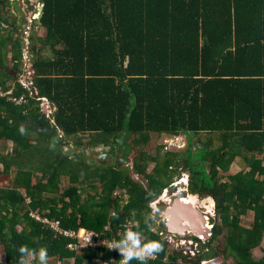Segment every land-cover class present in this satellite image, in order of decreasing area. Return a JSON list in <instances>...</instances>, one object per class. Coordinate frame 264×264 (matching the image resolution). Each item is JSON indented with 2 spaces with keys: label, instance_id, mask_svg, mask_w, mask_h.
Masks as SVG:
<instances>
[{
  "label": "trees",
  "instance_id": "1",
  "mask_svg": "<svg viewBox=\"0 0 264 264\" xmlns=\"http://www.w3.org/2000/svg\"><path fill=\"white\" fill-rule=\"evenodd\" d=\"M38 1L44 9L39 29L28 36L36 60L26 85L20 77L26 31L12 0H0V93H6L0 141L13 143V151L0 152V264L26 261L21 246L46 247L50 264L122 262L119 251L104 247L72 249L75 238L32 218L34 209L60 219L66 230L85 227L104 237L127 219L137 221L145 242L162 244L150 264L219 256L224 264H264V255L253 254L264 239V0ZM22 97L27 101L18 103ZM43 98L55 107L54 122ZM40 116L80 158L63 157L54 135L39 131ZM124 130L130 131L124 158L152 133L184 134L188 141L180 152L163 151L164 145L154 155L140 151L133 169L143 183L124 161L103 165L81 150L109 145L116 153ZM240 156L244 167L233 173ZM183 173L191 193L214 198L221 218L191 258L171 248L160 234L165 221L150 206ZM159 205L164 212L165 203ZM250 212L254 220L245 226L241 216ZM108 224L113 229L105 230ZM226 228L225 247L213 246ZM30 264H38L37 256Z\"/></svg>",
  "mask_w": 264,
  "mask_h": 264
},
{
  "label": "rangeland",
  "instance_id": "2",
  "mask_svg": "<svg viewBox=\"0 0 264 264\" xmlns=\"http://www.w3.org/2000/svg\"><path fill=\"white\" fill-rule=\"evenodd\" d=\"M12 3H14L12 6V9H11L12 14L15 13L19 17V23H22L23 30L26 31L27 38L25 39L24 57H23V63H24L23 65H26V63L29 61V51H28L29 40H28V36L31 35V33L35 32L39 29V26H37V23H35V24H33V23L37 18H39L40 12L38 10H39V7L41 6V4L38 1H35L31 5V1L29 3V2H27V0H12ZM31 12H33V13L31 14ZM39 34H42V32H40V30H39ZM8 63H9V65H13L12 61L8 60ZM23 82L26 85H29V82H25V81H23ZM10 91H12V90H10ZM43 99L47 103L45 105V107L47 109V116H48V118L52 119L51 112L53 111V105L50 104L49 102H47L46 98H43ZM187 141H188V137L184 134L179 135V136H171V135H166V134L158 135L156 133H152L151 137H149V139L145 142L146 145H143L142 147L138 146V147L134 148V150H132L129 154V162H128L129 165L128 164L127 165L130 167V172H131L132 176L136 179L140 178V180L143 183H146V180L144 177H142V174H138V173H136V171H134V169H132L133 159L135 156L139 155L140 151L147 152V153H150L151 155H154L157 152L158 145H164L165 147H164L163 151H179L180 152V151L185 149V147L187 145ZM70 143L73 146V148L75 149L74 144L72 142H70ZM220 143H221V140H217V138H216L215 145L217 146ZM4 146H6V148ZM107 147H108L107 145H102V146H99L96 148H85V149H81V150H83V151L85 150V155H87V157L89 158V157L94 156V154L97 153L98 151H102L104 149H107ZM11 151H13V143L12 142L0 141V152H2L3 154H7L8 152H11ZM246 153L247 152L244 151V154H246ZM241 155H243V154H241ZM71 157H73V156H71ZM244 162L245 161L241 156L238 157L236 159V162L234 163L233 173H235V172L239 171L241 168H243L244 164H245ZM154 165L155 164L153 162H149L147 170H151ZM0 167L3 168L2 165H0ZM8 183L9 182H7V185H9ZM63 184H65V185L67 184L66 179H64ZM3 185H5V184L3 183ZM81 185L86 187V184H81ZM180 186L184 187V185H180ZM173 190L174 189L169 187L168 197L174 195ZM175 191H177V190H175ZM83 192H85V193H83V197H85L87 195L88 191H83ZM168 197L166 199H168ZM124 198H125V196H124ZM199 198H200V200H203V199L210 198V197L207 196L204 198H201V197H199ZM210 200H214V199L210 198ZM213 203L214 204H213V207L211 208V210H208V208L204 207L203 203H199L196 205L201 210V212H204L208 215L212 214V216H214V218H212V219H216V221L220 222L221 218H220L219 213L216 210V202L213 201ZM158 206H160V205L158 204ZM209 211H211V214L209 213ZM158 214H159V217H158L157 221L159 222L160 216L163 217L164 214L161 213L159 210H158ZM241 218H242V224L243 225L251 226L252 222L254 220V215L252 212H250V214L242 215ZM213 221H215V220H213ZM216 221H215V223H216ZM226 230H227V228L224 229V231L222 232V235L218 238V240L213 243V246H215L217 248H221V249H223L225 247ZM76 250L80 251L81 249L78 248ZM253 254L256 256V258L263 257V255H264V239H263L261 245L253 250ZM35 257H36L35 254L31 255V256H27V258H26L27 264H30ZM224 259H222V260H224ZM0 260L5 261V254L3 252L2 245H0ZM70 261L74 262V259L71 258ZM232 262H233V257L229 259L228 263H232ZM47 264H50V262L47 261ZM58 264H62V262L58 261Z\"/></svg>",
  "mask_w": 264,
  "mask_h": 264
},
{
  "label": "clouds",
  "instance_id": "3",
  "mask_svg": "<svg viewBox=\"0 0 264 264\" xmlns=\"http://www.w3.org/2000/svg\"><path fill=\"white\" fill-rule=\"evenodd\" d=\"M35 1H38V0H31V3H34ZM28 2V1H27ZM39 2V1H38ZM39 11V10H38ZM40 12V11H39ZM33 12H31V14H32ZM38 19V18H37ZM37 19L35 20V21H37ZM37 23V22H36ZM30 54L31 53H29V61L31 60V58H30ZM28 61V62H29ZM28 62L26 63V65H23V68H24V72L23 73H21L20 74V77L23 79L22 80V82L23 81H25V82H28V81H26L28 78H29V75H31V73H32V71H31V69H27V64H28ZM12 71L13 69L11 68V69H9V71ZM14 74L16 73L17 74V72L15 71V72H13ZM15 74V75H16ZM47 103H45V105H46ZM45 105H44V111H45V113L47 114V109H46V107H45ZM54 110H55V107H54ZM54 112V111H53ZM53 112H51V114H52V119H51V121L52 122H54L55 121V119H54V117H53ZM60 131V130H59ZM62 132V131H61ZM63 133V132H62ZM242 169V168H241ZM183 180H185L184 182H183ZM173 184H177L178 185V188H179V190H185L186 192H187V197H188V195L191 193L190 192V189H189V187H188V185H189V175H188V173H183V175L181 176V177H179L178 179H176L171 185H170V187L173 185ZM180 185H184V187L183 186H180ZM172 188V187H171ZM169 190V187H167V188H165L162 192H161V194L158 196V198H160V196L162 195V193L165 191V190ZM169 192V191H168ZM173 192H174V197H173V199L175 198V197H177V193H178V190L177 191H175V190H173ZM193 194V193H192ZM195 195H197L198 196V198H199V195L198 194H195ZM209 197H211V196H209ZM157 198V199H158ZM213 198V197H212ZM157 199H155V200H157ZM173 199H172V201H173ZM185 199V198H184ZM200 199V198H199ZM214 199V198H213ZM28 202L30 203V202H32L31 201V198L30 197H28ZM155 200H153V201H155ZM215 201V200H214ZM152 203V202H151ZM151 203H150V206H151ZM160 203H165V205H166V207H165V209H164V212H161V213H163L165 216H166V220H167V215L165 214V210H166V208L169 206V205H171L172 204V202L171 203H166L165 201H160L159 202V204ZM195 206H197V205H195ZM152 208V207H151ZM35 210V209H34ZM37 210H39L40 212H41V210L40 209H37ZM158 210H159V206H158ZM42 213V212H41ZM153 213V212H152ZM204 213V212H203ZM209 213L211 214V211H209ZM112 214H113V212H112ZM154 214H158V212L157 213H154ZM204 216H205V218H206V226H207V228H208V231H209V236L208 237H206V236H204L203 234H194V233H192L191 231H188L187 232V234H186V236H189V234H191V235H193V236H195V238L197 239V240H199L198 242L200 243V249H199V252H197L195 255H191V253H189V254H185V251H191V250H194L195 248H194V246H193V248L192 249H185V250H183V252H182V254L181 255H183V254H185V255H188L189 256V258H191V257H195V256H197L202 250H204L203 248H204V245L209 241V239L212 237V234H213V229H214V225H215V222L213 221V219L212 218H214V216H212V214L211 215H208V214H206V213H204ZM166 220H165V225H166ZM209 223H212L213 224V228L212 229H210V227H208V224ZM108 225H110V224H108ZM108 225H106V226H108ZM111 227H112V225H111ZM166 228H167V230L170 232V233H174V232H171L169 229H168V227L166 226ZM81 229H88V228H85V227H81L80 229H78L77 231H79V230H81ZM113 229V228H112ZM89 230H92V229H89ZM106 230V229H105ZM76 231V230H75ZM93 231H95V230H93ZM96 232V231H95ZM97 233V232H96ZM175 234H177L179 237H186V236H180L178 233H175ZM198 236H203V238H199ZM104 237V236H103ZM170 244V243H169ZM121 245H125L124 247H121ZM171 245V244H170ZM113 246H115L118 250H119V252H120V254H121V257H122V261H123V264H129V262L131 261V260H133V259H135V260H138V261H140L141 262V264H144V262H145V259H146V257L147 256H150V255H154L155 253H157V252H159L160 250H161V248H162V244L161 243H159V242H157V241H147V242H141V240H140V238H139V233H137V232H135V231H133V230H131V229H128V230H126L125 231V233H124V236H123V238L120 240V241H118V242H116ZM90 247H96V246H90ZM185 247H191V246H185ZM171 248H172V245H171ZM183 247H181L180 249H177V250H179V251H181V249H182ZM19 252L20 253H23V254H26V255H28V256H31V255H36L37 256V258H38V264H47V259H48V252H47V248L46 247H40L38 250H30V249H28L26 246H21L20 248H19ZM219 259H224L223 257H213V258H209V259H204V260H202L201 261V263L203 262V261H207V263H209L210 261H216V260H219ZM225 260V259H224ZM224 260H223V264H224ZM120 263H122V262H120ZM119 263V264H120ZM200 263V264H201ZM206 263V264H207ZM21 264H27V262L26 261H24V260H21Z\"/></svg>",
  "mask_w": 264,
  "mask_h": 264
},
{
  "label": "built area",
  "instance_id": "4",
  "mask_svg": "<svg viewBox=\"0 0 264 264\" xmlns=\"http://www.w3.org/2000/svg\"><path fill=\"white\" fill-rule=\"evenodd\" d=\"M0 94L5 95L6 93H3V91H1ZM24 98L25 97L20 98L17 102L18 103L26 102L27 100ZM167 197H168V190L166 189L162 193L160 198H158L155 201H152L151 207H152L153 214L158 212V204L160 201H165L166 203L169 204L172 202L174 195L170 196V197H168V199H166ZM115 214H116L115 211H113V215H115ZM30 215L32 218H34L37 221L45 224L47 227L54 229L57 232L64 234L65 236L74 237L75 241L70 243V247L72 249L73 248L74 249L80 248L81 250L88 248L90 246H96V247H104V248L110 249L111 251H119L113 245L123 238L126 230L131 229V230L137 232L135 227L138 225L137 221H131V220L127 219V221L125 223H122L121 227L117 231L114 232V236L103 237V236L98 235V233H96L95 231L89 230V229H81L79 231L66 230V229L62 228L60 219H51L48 215H43L39 210H31ZM165 220H166L165 215L163 217L160 216L159 223H161ZM208 227H210V229H212L213 224L209 223ZM105 229L111 230L112 229L111 224L106 226ZM160 234L166 236V238L168 239V242L172 245V248H174V249H180L181 247H185V246H194V248H195L194 250H191L189 252L185 251V254L191 253V255H195L197 252H199V249H200V243L198 242L199 240H197L195 238V236H193L191 234H189V236H186V237H179L175 233H170L167 229H162L160 231ZM198 237L203 238V236H198ZM139 238H140L142 243L145 242V238L143 236L139 235ZM124 246L125 245H121V247H124ZM157 259H158L157 253H155L154 255L147 256L144 264H150V262L156 261ZM206 263H207V261H203L201 264H206ZM120 264H123V261ZM129 264H130V262H129Z\"/></svg>",
  "mask_w": 264,
  "mask_h": 264
},
{
  "label": "water",
  "instance_id": "5",
  "mask_svg": "<svg viewBox=\"0 0 264 264\" xmlns=\"http://www.w3.org/2000/svg\"><path fill=\"white\" fill-rule=\"evenodd\" d=\"M44 9V5L39 7L40 15L37 19V24L41 23L42 12ZM31 60L27 64V69H31L34 61L36 60V56L34 53L30 54ZM11 71V70H10ZM16 74V73H15ZM14 74V75H15ZM43 116H40L36 123L38 125V129L41 132H46L49 134H53V145L56 147H63V157L72 155L73 157L80 158V156L74 152V148L71 145L70 141L67 140L64 134L61 131L56 132L54 124L45 126L42 122ZM130 136V131L124 130L123 134L117 138V142L124 145L127 139ZM202 146V144H200ZM107 153L101 155V157H106ZM172 189L178 190L176 200L169 205L165 214L167 215L166 226L171 232L178 233L180 236H186L188 231H191L194 234H203L204 236H209V231L206 226V218L204 213L192 203H187L183 201L184 198L187 197V192L185 190H179L177 184H173ZM191 247H183L180 251L182 254L185 249H192ZM207 264H223V260L219 259L216 261H210Z\"/></svg>",
  "mask_w": 264,
  "mask_h": 264
},
{
  "label": "flooded vegetation",
  "instance_id": "6",
  "mask_svg": "<svg viewBox=\"0 0 264 264\" xmlns=\"http://www.w3.org/2000/svg\"><path fill=\"white\" fill-rule=\"evenodd\" d=\"M124 132V131H123ZM128 141V140H127ZM127 141L124 145L118 143L119 145H117V149H116V153H114L112 151V147L107 145V149H104L102 151H98L97 153L94 154V156L91 157V159L94 161L96 160L98 163L100 164H109V163H113L114 161L116 162L117 159H120L122 161L125 162V165L127 166L128 162H129V156L128 158H124L123 155H126L125 152H123L122 150H126L128 146L127 145ZM63 148V147H62ZM63 152H64V148L62 149ZM107 153V156L106 157H101V155ZM129 165V164H128ZM132 169H133V166H132ZM131 173V172H130ZM136 179V178H135ZM136 180H140V178H137ZM115 194L118 195V196H122L123 194V197H127L128 194L125 193V190H117L115 191ZM176 200V197L173 199L172 203Z\"/></svg>",
  "mask_w": 264,
  "mask_h": 264
},
{
  "label": "bare ground",
  "instance_id": "7",
  "mask_svg": "<svg viewBox=\"0 0 264 264\" xmlns=\"http://www.w3.org/2000/svg\"><path fill=\"white\" fill-rule=\"evenodd\" d=\"M184 181L185 180H183V182ZM210 198H212V197H210ZM210 198H206V199L200 200L197 195L190 193L188 195V197H186L183 201H186L187 203H192L194 205L199 204V203H203L204 207L208 208V210H211V208L213 207L214 203H213V200H210Z\"/></svg>",
  "mask_w": 264,
  "mask_h": 264
},
{
  "label": "crops",
  "instance_id": "8",
  "mask_svg": "<svg viewBox=\"0 0 264 264\" xmlns=\"http://www.w3.org/2000/svg\"><path fill=\"white\" fill-rule=\"evenodd\" d=\"M53 111H54V106H53ZM53 111H52V112H53ZM213 201H214V200H213Z\"/></svg>",
  "mask_w": 264,
  "mask_h": 264
}]
</instances>
